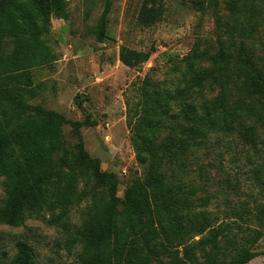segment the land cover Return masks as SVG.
I'll list each match as a JSON object with an SVG mask.
<instances>
[{"label": "trees", "instance_id": "16d2710c", "mask_svg": "<svg viewBox=\"0 0 264 264\" xmlns=\"http://www.w3.org/2000/svg\"><path fill=\"white\" fill-rule=\"evenodd\" d=\"M156 3L144 1L140 26L161 19ZM110 5L104 0L100 41ZM228 11L217 19L215 53L193 49L182 59L184 69L172 64L176 74L168 79L145 74L134 89L135 99H126L130 143L142 172L119 198L117 178L84 149L80 128L90 121L70 123L77 143L66 149L63 126L68 121L26 103L33 94L31 69L54 60L44 36L51 17L67 18V1L0 0V225L15 228L28 218L47 216L46 223L64 234L67 248L80 246L77 264H150L152 255L175 246L181 255L173 253L160 264H198L197 250L203 264L253 259L264 233V199L254 197L252 206L233 209L236 220L214 225L206 212L190 210L182 182L188 175L185 161L206 148L213 135L235 136L254 149L259 130L264 132V40L256 39L264 8L258 0H230ZM151 53L121 47L119 61L135 68ZM168 170L175 183L169 182ZM259 194L264 198L263 189ZM83 202L86 211L76 227L70 214ZM14 249L9 259L1 252L0 264H47L24 240L16 241Z\"/></svg>", "mask_w": 264, "mask_h": 264}, {"label": "rangeland", "instance_id": "374dc122", "mask_svg": "<svg viewBox=\"0 0 264 264\" xmlns=\"http://www.w3.org/2000/svg\"><path fill=\"white\" fill-rule=\"evenodd\" d=\"M65 1L67 18L51 17L50 31L44 36L54 60L31 69L33 94L26 103L54 111L68 121L63 126L66 149H74L77 143L70 123L88 119L90 125L80 128L84 149L99 160L104 172L117 178L116 196L122 198L125 188L142 172L130 143L126 99H135L134 89L145 74H153L158 80L168 79L176 74L170 70L172 64L184 69L182 59L193 49L215 53L217 19L228 15L230 0H157L162 16L149 27L137 22L145 0H111L105 38L101 41L97 27L104 0ZM258 2L264 8V0ZM30 10L38 19V9L33 5ZM257 38L264 40V23ZM121 47L152 49V53L146 63L130 68L119 61ZM236 96L234 93L232 100L238 104ZM259 134L254 149L235 136L215 134L206 148L185 161L188 175L182 182L190 210L206 212L212 224L218 225L236 220L233 209L252 206L254 197L264 199L259 194L260 189L264 190V132L259 130ZM60 164L64 166L62 160ZM171 170L167 171L169 182L175 183ZM3 197L0 185V206ZM86 206L83 202L72 209V225L81 224ZM46 217L28 218L15 228L0 225V257L2 251H6L8 259L12 257L16 241L24 240L41 262L77 264L80 246L67 248L64 234L48 225ZM198 239L195 237L194 241ZM253 251L255 256L247 264H264V233ZM176 252L181 255V248L175 246L169 253L162 250L151 256L150 264H160ZM196 256L198 264H203L200 250Z\"/></svg>", "mask_w": 264, "mask_h": 264}]
</instances>
